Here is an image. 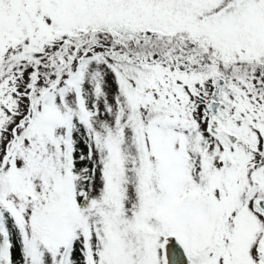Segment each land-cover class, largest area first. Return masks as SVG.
Segmentation results:
<instances>
[{
    "label": "snow or ice",
    "instance_id": "obj_1",
    "mask_svg": "<svg viewBox=\"0 0 264 264\" xmlns=\"http://www.w3.org/2000/svg\"><path fill=\"white\" fill-rule=\"evenodd\" d=\"M0 264H264V0H0Z\"/></svg>",
    "mask_w": 264,
    "mask_h": 264
}]
</instances>
